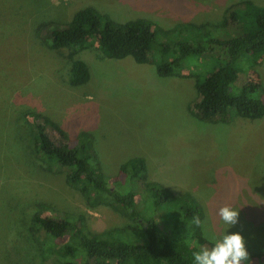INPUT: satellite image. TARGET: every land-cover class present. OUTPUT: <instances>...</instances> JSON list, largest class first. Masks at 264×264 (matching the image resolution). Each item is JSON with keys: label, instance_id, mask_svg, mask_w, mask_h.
Returning a JSON list of instances; mask_svg holds the SVG:
<instances>
[{"label": "rangeland", "instance_id": "1", "mask_svg": "<svg viewBox=\"0 0 264 264\" xmlns=\"http://www.w3.org/2000/svg\"><path fill=\"white\" fill-rule=\"evenodd\" d=\"M245 1L264 5V0H0V264L33 262L36 249L20 224L38 213H80L95 232L135 225L107 205L89 206L63 171L44 168L22 126L28 110L53 118L70 134L90 133L101 173L110 182L117 180L122 190L134 189L137 206L144 182L174 193L187 191L203 209V246L211 248L226 232L239 233L248 252L242 264H264V114L249 120L230 110L223 118L204 121L189 109L194 66L209 70L215 54L186 60L174 75L159 76L152 63L103 58L90 42L77 54L89 78L70 86L69 50H50L35 35L43 21L64 23L90 5L116 21L145 18L161 29L178 23L203 26L198 33L161 31L157 41L226 38L240 34L245 22L238 18L240 27L232 28L223 19ZM239 66L233 84L248 73L258 76L264 100V55L252 66L242 58ZM131 156L144 159L145 179L132 182L117 174L119 163ZM224 206L239 211L231 227L218 214Z\"/></svg>", "mask_w": 264, "mask_h": 264}, {"label": "trees", "instance_id": "2", "mask_svg": "<svg viewBox=\"0 0 264 264\" xmlns=\"http://www.w3.org/2000/svg\"><path fill=\"white\" fill-rule=\"evenodd\" d=\"M229 13L230 19L226 17L222 23L229 21L233 28L238 25V18H243L245 24L240 34L226 38L190 36L184 40L157 41L161 31L170 34L197 30L198 33L203 26L178 23L161 29L145 18L116 21L90 5L78 8L64 23L43 21L36 26L35 35L50 50H69L66 59L70 86L83 84L89 78L88 67L77 54L90 42H94L103 58L128 56L136 63H152L159 76L174 75L186 60L215 54L216 60L209 70L199 72L194 66L195 97L190 102V111L204 121L223 118L230 110L249 120L258 119L264 114L258 76L248 73L240 84L238 80L236 85L233 83L242 58L252 66L264 55V5L245 1ZM21 117L34 155L46 170L63 171L65 181L89 206L107 205L135 224L95 232L86 226L80 213L53 210L48 216L35 214L29 221L19 223L36 249L33 262L194 264L193 253L206 243L201 237V226L193 223L197 216L202 220L203 209L189 192L174 193L160 183L144 182L137 206L134 189L122 190L117 187V180L110 182L101 173L90 133L70 134L53 118L35 110H28ZM117 172L127 181L136 182L146 178V164L142 157L131 156L119 163ZM127 229L138 235L132 237L125 232ZM33 262L30 260V264Z\"/></svg>", "mask_w": 264, "mask_h": 264}, {"label": "clouds", "instance_id": "3", "mask_svg": "<svg viewBox=\"0 0 264 264\" xmlns=\"http://www.w3.org/2000/svg\"><path fill=\"white\" fill-rule=\"evenodd\" d=\"M218 214L222 221L230 227L238 222L239 211L229 206L221 207ZM193 223L199 227L202 222L197 216L193 219ZM247 259L245 240L239 233L228 234L226 232L222 238L215 239L211 248L203 247L193 253L194 264H242V261Z\"/></svg>", "mask_w": 264, "mask_h": 264}]
</instances>
